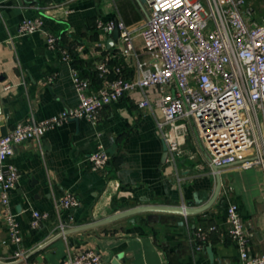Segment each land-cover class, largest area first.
Segmentation results:
<instances>
[{
	"label": "crops",
	"instance_id": "1",
	"mask_svg": "<svg viewBox=\"0 0 264 264\" xmlns=\"http://www.w3.org/2000/svg\"><path fill=\"white\" fill-rule=\"evenodd\" d=\"M247 11L252 25L264 24V0H247ZM39 17L44 18L45 32L72 53L71 63L49 48L44 33L17 35L23 20ZM112 21L125 24L133 33L139 60L148 61L139 35L147 13L138 0H74L70 4L64 0H0V125L10 133L20 122H39L77 107L79 99L71 79L74 62L77 59L82 68L98 74L101 53H112L118 42L109 49L112 34L101 36L97 25ZM114 61L122 65L126 78L134 77L135 58L130 64L123 59ZM77 70L92 81L94 89L104 84L98 76L95 83L88 73ZM49 78H53L50 83ZM144 93L150 101L157 97L154 87ZM144 93L137 90L106 107L97 124L71 120L47 132L40 142L16 148L8 162L18 168L21 178L10 193V206L22 243L19 247L10 239L0 196V262L62 264L70 253L94 250L102 254L104 264L115 259L120 264H238L233 244L219 236V242L211 244L215 233L207 236L214 260L207 249L197 251L200 228L227 227L226 190L248 225L251 252L264 255V178L257 168L224 169L219 197L202 214H158L159 220L153 223L148 222V214H138L65 235L133 208L181 206L196 194L200 199L212 196L216 180L194 120L186 124L188 134L175 161L169 156L163 161L162 116L139 109ZM100 145L110 161L106 168L93 170L87 157ZM66 194L74 195L79 206L58 211ZM33 210L50 215L37 230L30 227ZM61 224L67 226L66 232L58 235ZM19 248L26 252L24 260L14 258Z\"/></svg>",
	"mask_w": 264,
	"mask_h": 264
},
{
	"label": "built area",
	"instance_id": "2",
	"mask_svg": "<svg viewBox=\"0 0 264 264\" xmlns=\"http://www.w3.org/2000/svg\"><path fill=\"white\" fill-rule=\"evenodd\" d=\"M70 4L74 0H64ZM147 21L139 35L148 61L139 60L133 33L122 21L98 22L97 31L107 36L118 29V46L112 53L103 52L97 63L98 78L104 84L93 88L92 81L73 68L71 79L79 104L46 120H26L13 131L0 137V185L2 214L11 241L20 247L22 237L16 215L11 211L10 193L20 182L18 168L8 160L17 147L40 142L47 132L71 120L97 124L108 106L140 90L154 87L157 97L150 101L144 93L139 109L156 111L164 131L168 156L172 161L180 154L188 134L187 122L194 120L208 155V165L216 180L217 174L229 167L259 169L264 178V24L252 25L247 0H143ZM44 33L49 48L63 61L71 63L72 53L58 46L57 38L44 30V18L26 19L17 35ZM135 58V75L126 78L123 59L130 64ZM49 78L48 82H52ZM184 122V123H180ZM110 156L103 146L87 157L93 170L104 169ZM226 195L227 227L212 226L198 230V252L208 247V234L218 233L237 248L238 264H264V255L250 250L248 225L240 207ZM79 206L72 194L58 203V211H71ZM50 218L48 213L32 211L30 227L40 228ZM61 224L58 235L64 234ZM15 260H24L26 252L19 248ZM62 264H104L103 256L94 250L70 253Z\"/></svg>",
	"mask_w": 264,
	"mask_h": 264
},
{
	"label": "water",
	"instance_id": "3",
	"mask_svg": "<svg viewBox=\"0 0 264 264\" xmlns=\"http://www.w3.org/2000/svg\"><path fill=\"white\" fill-rule=\"evenodd\" d=\"M140 1L142 3L144 2L143 0H140ZM119 37H120L119 30L118 29L114 30L107 44L109 49L113 47L116 42H118ZM5 114L8 117V110H5ZM7 134L8 132H7L6 126L1 124L0 125V137H4ZM168 155H169L168 148L165 144L163 161L167 160ZM221 186H222V180H221L220 175L217 174L215 190L212 196L207 201H205L204 199H200L199 195L196 194L194 196L193 201H189L186 204H183L181 206H143V207L133 208V209L121 212L119 214L113 215L99 222H94L92 224L74 228L66 232L65 235L84 231V230L91 229V228H95L101 225L109 224V223H112V222H115V221H118V220H121L127 217H131L134 215H138V214H148L147 220L149 223L158 221L159 220L158 214H175V215H182V216L199 215L209 210L215 204V202L217 201L219 197ZM0 188H2L1 185H0ZM207 253L210 257V260L213 261L214 254H213L212 246L209 245L207 247ZM0 264H6V263L0 262ZM110 264H120V262L118 259H115Z\"/></svg>",
	"mask_w": 264,
	"mask_h": 264
},
{
	"label": "trees",
	"instance_id": "4",
	"mask_svg": "<svg viewBox=\"0 0 264 264\" xmlns=\"http://www.w3.org/2000/svg\"><path fill=\"white\" fill-rule=\"evenodd\" d=\"M113 64H115V61L113 62ZM74 67L76 68V69H79V70H81L82 71V73L84 72V73H88V75L89 76H91V78H92V80H93V82H97V74H93V72H91V73H89L88 71V69H84V68H82L81 67V65H80V63L77 61V59L75 60V62H74ZM87 76V75H86ZM205 201H207L208 200V198L205 196V198H203ZM218 236H219V234L218 233H215V234H213L212 235V237H210L211 238V244L212 245H214L215 243H217V242H219V240H218ZM220 238V237H219ZM226 243H229L230 241L229 240H226L225 241Z\"/></svg>",
	"mask_w": 264,
	"mask_h": 264
},
{
	"label": "rangeland",
	"instance_id": "5",
	"mask_svg": "<svg viewBox=\"0 0 264 264\" xmlns=\"http://www.w3.org/2000/svg\"><path fill=\"white\" fill-rule=\"evenodd\" d=\"M141 13H142V15H144V14H145V13H144V11H142V10H141Z\"/></svg>",
	"mask_w": 264,
	"mask_h": 264
}]
</instances>
